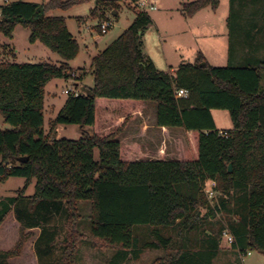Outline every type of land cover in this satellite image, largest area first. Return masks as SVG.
Segmentation results:
<instances>
[{"label": "trees", "instance_id": "16d2710c", "mask_svg": "<svg viewBox=\"0 0 264 264\" xmlns=\"http://www.w3.org/2000/svg\"><path fill=\"white\" fill-rule=\"evenodd\" d=\"M97 2L116 8L114 0ZM237 2L241 9L254 7L249 16L264 20V0H230V14ZM79 3L17 1L0 7V34L11 39L20 25L29 30L30 44L39 42L62 60L59 67L0 61V116L11 127L0 130V181L24 179L15 197L0 199V223L10 213L20 223L13 247L0 251V264L21 258L34 228H40L33 244L37 263L49 264L58 243V229L49 226L51 211L63 215L67 231L57 262L74 264L77 225L83 219L79 202L90 204V238L115 250L112 264H123L130 255L137 259L144 249L175 250L157 264H211L224 230L233 236L237 256V249L264 253V58L251 55L218 68L199 54L173 74L158 71L142 51L151 19L137 12L133 23L92 59V87H75L77 94L69 93L50 121L52 127H89L91 133L49 141L43 130L44 88L54 79H72L68 63L77 57L79 44L63 17L48 14ZM218 6L219 0H195L182 3L180 11L190 19ZM178 89L187 96L177 98ZM145 102L156 104V126L184 131L176 159H148L138 143L118 140ZM212 110L228 111L232 129L217 130ZM32 181L33 194L25 196ZM208 181L220 193L213 206L203 193ZM217 214L224 215L226 227L214 228Z\"/></svg>", "mask_w": 264, "mask_h": 264}, {"label": "rangeland", "instance_id": "374dc122", "mask_svg": "<svg viewBox=\"0 0 264 264\" xmlns=\"http://www.w3.org/2000/svg\"><path fill=\"white\" fill-rule=\"evenodd\" d=\"M17 1L41 5L49 0H0V7ZM97 1L82 0V3L69 9L63 11L55 10L48 14L49 16L63 17L68 32L79 44L77 57L68 63V67L72 70V79H54L47 83L44 88L43 130L49 141L60 139L77 140L91 133L89 127H85L82 130L75 125H57L52 127L50 121L62 109L69 93L74 91L75 84L79 85L77 90H81L84 86L92 87L93 80L90 74L92 59L106 49L133 23L138 12L129 0H114L116 2L115 10L105 9ZM192 1L195 0H150L155 10L147 12L151 19V24L142 35V51L158 71L172 73V71H168L166 65L175 69L180 64H192L199 54L205 57L209 65L213 67H226L228 61L235 65L237 58L254 55L250 50V43L260 45L261 49L258 51L257 56L264 58V20L262 15L255 19L249 16L254 7L249 6L241 9L237 2L234 4L235 10L230 14V0H219V6L215 12L210 8H205L196 14L194 18L186 19L181 14L180 4ZM95 9L96 15H92V11ZM112 12H115V15ZM229 17L230 23H228ZM237 17H239L238 20ZM104 20L112 21V27L106 34L101 35L98 26ZM229 25L231 27L239 25V27L242 26V29L229 31ZM229 32H231L230 36L228 35ZM226 33L227 36L225 35ZM250 35H254V39H248ZM28 38L29 30L20 25L14 28L11 39H7L0 34V61L14 64L60 66L62 60L56 54L39 42L30 44ZM240 43L242 47H239ZM77 79L79 80L77 81ZM66 90L69 92L65 93L64 91ZM146 111L153 115L154 111H156V104L147 102ZM211 115L218 130L232 129L228 111L212 110ZM151 122L149 124L151 128L148 129L146 140L143 143L148 153L147 158L173 159L181 134L172 135L170 141H168L166 136H160L159 133L155 132L157 129L154 126L155 122ZM9 129L11 127L0 116V130ZM162 146L165 155L159 158L158 151ZM94 156L97 160L98 152L96 150ZM23 187V178H9L4 183L0 181V199L15 197ZM33 187L34 181L27 186L24 195H32ZM219 195L220 193L216 191L211 200L206 199L210 206L214 205ZM78 208L83 219L77 225L80 240L75 250L74 264H112L111 260L115 250L90 238V223L87 219L90 214V204L79 202ZM48 214L50 217V228L56 227L58 229L56 235L58 243L49 264H58L57 260L61 257L63 250L62 241L66 237L67 231L64 227L62 214H55L54 211ZM226 221L224 215L217 214L214 219V228L217 229L220 224L226 227ZM19 227L20 223L12 213L0 223V251H6L13 247L18 238ZM30 233L32 238L25 244L21 258L11 260V263L38 264L33 244L40 234V228L31 229ZM172 242L176 244L178 242L174 236ZM225 244L221 238L220 247L222 251L220 252L225 255L220 254L219 256L218 252V258L214 264H264V253L250 250V255L241 260L237 254L233 253L232 248L225 246ZM172 253H175L174 249L167 252L144 249L140 252L137 259L130 255L123 264H157L159 260H163ZM59 264L64 263L61 261Z\"/></svg>", "mask_w": 264, "mask_h": 264}, {"label": "crops", "instance_id": "0c3cea01", "mask_svg": "<svg viewBox=\"0 0 264 264\" xmlns=\"http://www.w3.org/2000/svg\"><path fill=\"white\" fill-rule=\"evenodd\" d=\"M220 2V1H219ZM182 4V3H181ZM180 4V5H181ZM217 10V9H216ZM199 13V12H198ZM197 13V14H198ZM195 15L192 17L194 18ZM190 18V19H192ZM227 36V33L225 34ZM251 45V46H250ZM250 50L252 51V54L256 55L258 54V51L261 49L260 48V45L259 44H253V43H250ZM247 46V45H246ZM239 47H242V45H240ZM205 58V57H204ZM242 58H237L236 59V64L239 63L241 61ZM205 60L207 61V59L205 58ZM3 62H6V61H3ZM6 63H9V62H6ZM207 63L209 64V62L207 61ZM211 66V65H210ZM166 67L168 68V71H172L174 72L176 70L169 67V65H166ZM163 72V71H162ZM79 85L78 84H75V87H78ZM146 107H147V102L144 103V106H143V110L141 112V114L134 120V121H131L128 123L125 131L119 135V141L121 143H127V144H130V143H133V142H136L138 143L143 149L144 151H146L147 153V150L146 148L144 147L143 143L145 142L146 140V136H147V131L149 128H151V126H149L150 122L151 121H154L155 122V111H154V114H149L147 113L146 111ZM213 118V117H212ZM149 120H151L149 122ZM214 121V119H213ZM152 123V122H151ZM215 124V123H214ZM155 128H157L155 130V132L159 133L160 136L164 135L168 138V141H170V137L173 135H176L177 134H181V138L178 140V142H185V136H184V131L182 129H167V128H161V127H158L156 126V124L154 125ZM153 127V126H152ZM216 127V125H215ZM217 129V128H216ZM218 130V129H217ZM166 139V138H165ZM164 145V143H163ZM163 146L162 148L158 151V157L159 158H162L163 155H165V153L163 152ZM177 154H178V145H177V150H176V153L174 154V157L173 159H176L177 158ZM147 156H148V153H147ZM227 244H225L226 246ZM228 246V245H227ZM229 247V246H228ZM222 248L220 247V250H219V256L220 254L221 255H225L223 254L222 252ZM233 253L236 255V252L232 249ZM225 253V252H224ZM218 255L213 259L212 263L211 264H214L215 260L218 258Z\"/></svg>", "mask_w": 264, "mask_h": 264}, {"label": "built area", "instance_id": "2783aa9c", "mask_svg": "<svg viewBox=\"0 0 264 264\" xmlns=\"http://www.w3.org/2000/svg\"><path fill=\"white\" fill-rule=\"evenodd\" d=\"M134 8L138 11V12H144L147 13L148 11L151 10H155V7L150 3V0H137L136 2L133 3ZM112 27V21L109 20H104L102 21L99 26H98V30L100 32L101 35H104L108 32V30ZM170 74H173L170 73ZM65 93H68L69 91H64ZM72 93H74V95H76L77 93L75 91H73ZM175 96L177 98H181V97H186L187 96V91L182 90V89H178L175 91ZM215 182L214 181H208L204 184L203 187V193L206 197V199L211 200L214 197V193L215 191ZM221 238L224 240V242L228 245V246H232L235 242L233 236L229 233L228 230H224L221 234ZM238 256L239 258L242 260L243 258L247 257L250 255L249 251L246 252H240L238 249Z\"/></svg>", "mask_w": 264, "mask_h": 264}, {"label": "water", "instance_id": "95a60500", "mask_svg": "<svg viewBox=\"0 0 264 264\" xmlns=\"http://www.w3.org/2000/svg\"><path fill=\"white\" fill-rule=\"evenodd\" d=\"M112 14L115 15V12H112ZM25 161H27V157L19 159V162H25ZM230 168H231V166H229V170H230Z\"/></svg>", "mask_w": 264, "mask_h": 264}]
</instances>
